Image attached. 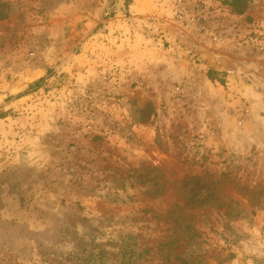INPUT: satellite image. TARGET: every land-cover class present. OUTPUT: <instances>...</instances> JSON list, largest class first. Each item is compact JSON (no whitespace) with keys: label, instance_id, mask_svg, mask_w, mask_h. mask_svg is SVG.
Here are the masks:
<instances>
[{"label":"rangeland","instance_id":"rangeland-1","mask_svg":"<svg viewBox=\"0 0 264 264\" xmlns=\"http://www.w3.org/2000/svg\"><path fill=\"white\" fill-rule=\"evenodd\" d=\"M242 3L0 0V264H264Z\"/></svg>","mask_w":264,"mask_h":264},{"label":"trees","instance_id":"trees-1","mask_svg":"<svg viewBox=\"0 0 264 264\" xmlns=\"http://www.w3.org/2000/svg\"><path fill=\"white\" fill-rule=\"evenodd\" d=\"M233 4H235L237 6L238 5H242V0H232ZM244 8V6L242 7ZM237 11H238V8H237ZM39 82L35 83V85H38Z\"/></svg>","mask_w":264,"mask_h":264}]
</instances>
